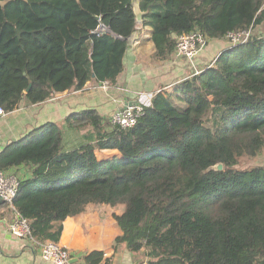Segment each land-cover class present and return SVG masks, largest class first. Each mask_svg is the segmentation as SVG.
<instances>
[{
  "label": "trees",
  "instance_id": "1",
  "mask_svg": "<svg viewBox=\"0 0 264 264\" xmlns=\"http://www.w3.org/2000/svg\"><path fill=\"white\" fill-rule=\"evenodd\" d=\"M139 5L156 60L170 58L181 34L227 39L264 23V0ZM135 30L131 0H0V107L42 103L90 81L114 85ZM263 149L264 37L254 35L154 93L131 127L93 108L72 112L7 144L0 171L30 166L13 207L36 244L58 241L63 221L88 205H109L121 208L114 249L141 252L136 264H264V166H239ZM102 262V251L85 257Z\"/></svg>",
  "mask_w": 264,
  "mask_h": 264
},
{
  "label": "crops",
  "instance_id": "2",
  "mask_svg": "<svg viewBox=\"0 0 264 264\" xmlns=\"http://www.w3.org/2000/svg\"><path fill=\"white\" fill-rule=\"evenodd\" d=\"M246 6H240V13L249 17ZM136 22V30L127 38V48L123 58L124 70L114 85L90 81L83 89L58 93L54 98L42 103L31 104L22 100L18 107L0 115V151L9 143L19 140L46 122L61 123L72 112L93 108L100 114L110 117L118 109L136 101L139 94L156 93L168 90L180 81V77L190 70L198 73L207 66L200 65L210 55V62L228 46V40L212 39L207 46L192 59L176 55L175 51L166 60H156L151 40V27ZM18 180L28 178L30 166L12 167L6 171ZM4 214L0 217V264H51L41 257L39 244L30 238H18L9 231V223L14 211L4 203L0 207ZM121 208L109 205L90 204L75 216L63 221V229L58 242L65 246L71 255L69 264H85V257L92 251H102L107 264H136L144 260L141 252H132L125 244L114 249L115 239L122 234L113 218ZM101 264H106L102 262Z\"/></svg>",
  "mask_w": 264,
  "mask_h": 264
},
{
  "label": "built area",
  "instance_id": "3",
  "mask_svg": "<svg viewBox=\"0 0 264 264\" xmlns=\"http://www.w3.org/2000/svg\"><path fill=\"white\" fill-rule=\"evenodd\" d=\"M255 27L250 26L247 29H241L236 32H231L227 36L228 43L231 45L239 44L248 41L254 35L264 37L263 33L255 32ZM98 31L105 32L106 27L101 25ZM257 33V34H256ZM208 37L198 30L190 31L181 34L177 37L175 45V53L178 56L192 59L208 44ZM103 85H108V82H103ZM154 94H139L135 101V105L126 106L125 108L115 110L110 115V121L114 125H119L122 128H128L134 125L142 113L145 106L150 105ZM5 112L0 107V115ZM19 186L18 178L13 174L0 171V201L7 204L14 212V217L9 223V231L18 238H30V226L27 219L19 215L13 207V200L17 194ZM40 253L43 260L51 264H69L71 255L69 250L60 244L58 241L44 240L38 243Z\"/></svg>",
  "mask_w": 264,
  "mask_h": 264
},
{
  "label": "rangeland",
  "instance_id": "4",
  "mask_svg": "<svg viewBox=\"0 0 264 264\" xmlns=\"http://www.w3.org/2000/svg\"><path fill=\"white\" fill-rule=\"evenodd\" d=\"M256 29H255V32H257V33H263L264 34V23L263 24H261V25H258V26H256L255 27ZM256 33V34H257ZM258 35V34H257ZM264 36V35H263ZM182 60H183V57H180ZM210 58H212V55H210L209 57H208V59H206L205 60V62H202L200 65H204V64H206V65H209L210 63ZM194 68L193 67H191V69H189V71H187L186 73H184L181 77H180V79L182 78L183 79V77L185 76V75H187L188 73H190V70H193ZM256 165H258V166H264V149H263V151L258 155V156H256V157H242V158H240V160H239V166L241 167V168H247V167H250V166H256Z\"/></svg>",
  "mask_w": 264,
  "mask_h": 264
},
{
  "label": "water",
  "instance_id": "5",
  "mask_svg": "<svg viewBox=\"0 0 264 264\" xmlns=\"http://www.w3.org/2000/svg\"><path fill=\"white\" fill-rule=\"evenodd\" d=\"M131 7H132V12H133V14L135 16V21L137 23L142 22L144 12L140 8L139 0H131ZM106 32H109V33H111V34H113L115 36H118L109 27L106 28ZM28 89L26 91H28ZM129 105L133 106V105H135V102L130 103ZM214 167L217 168V169H221L222 168V164L219 163V164L215 165Z\"/></svg>",
  "mask_w": 264,
  "mask_h": 264
}]
</instances>
